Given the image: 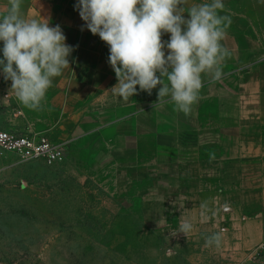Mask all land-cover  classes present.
Instances as JSON below:
<instances>
[{"label": "rangeland", "instance_id": "obj_1", "mask_svg": "<svg viewBox=\"0 0 264 264\" xmlns=\"http://www.w3.org/2000/svg\"><path fill=\"white\" fill-rule=\"evenodd\" d=\"M45 1L49 26L62 28L70 8L76 25L83 23L76 0ZM202 2L185 0L184 10ZM223 3L220 14L232 22L221 43L230 55L215 81L217 98L206 103L211 128L186 136L222 138L212 147L243 159L248 186L214 192L208 187L212 177L193 184L194 168L205 164L206 170L207 162L187 144L167 160L156 147L143 146L140 152L158 159H128L126 146L95 138L53 166L14 165L11 155L0 156V264H243L258 238L257 216L264 215V0ZM202 202L208 219L201 216ZM220 204L234 211V219L215 218ZM241 214L249 217L242 221ZM185 218L193 228L183 235L177 230ZM220 229L221 246L206 247L204 238Z\"/></svg>", "mask_w": 264, "mask_h": 264}, {"label": "clouds", "instance_id": "obj_2", "mask_svg": "<svg viewBox=\"0 0 264 264\" xmlns=\"http://www.w3.org/2000/svg\"><path fill=\"white\" fill-rule=\"evenodd\" d=\"M185 0H76L73 5L91 34L108 46L107 63L116 77L114 95L128 100L138 90L157 101L170 98L185 115L198 101L202 73L213 81L222 77V62L230 55L221 43L231 24L221 15L223 0H204L184 10ZM22 0H9L7 13L0 17V77L10 81L18 101L39 109L53 78L69 68L74 51L65 43L60 25L49 26L45 19H25ZM168 39L162 40V35ZM166 78L167 84L163 81ZM138 86V87H137ZM9 95L3 99H9ZM208 219L207 202L200 205ZM193 228L187 218L177 233ZM223 229L205 239V246L220 247Z\"/></svg>", "mask_w": 264, "mask_h": 264}, {"label": "crops", "instance_id": "obj_3", "mask_svg": "<svg viewBox=\"0 0 264 264\" xmlns=\"http://www.w3.org/2000/svg\"><path fill=\"white\" fill-rule=\"evenodd\" d=\"M8 7L9 0H0V17L7 13ZM49 8L48 3L42 0H22L21 4L25 19H45L50 24ZM70 9L69 17L61 28L66 37L65 43L75 46L68 57L69 68H65L61 76L53 78L52 86L45 93L40 108L35 110L21 104L10 89L11 82L0 77V99L8 95L10 97L0 100V130H9L16 135L40 134L50 141H64L67 143L66 152L95 138L101 144L126 146L129 153L123 154L128 155V159L137 160L158 159L140 152L142 146L144 151L156 147L161 151L160 159L167 160L172 155L170 151L173 152L181 145H193L199 155L205 154L202 161L207 162L206 170L205 164L201 168L200 165L194 168L193 184L198 183L200 186V177H212L208 187L214 192L228 190L234 185L247 187L250 172L249 166L243 165V159L234 161L232 153H217L218 149L212 147L220 143L222 138L186 136L191 130L199 134L202 128H211L205 119L208 115L206 103L217 98L216 82L202 79L199 99L187 115L178 111L170 98L165 97L164 102L157 101L159 85L152 89L151 94L138 90L128 100L119 98L111 91L116 77L107 63L108 46L86 28L82 30L84 22L80 26L76 25ZM167 39L168 34L165 33L162 40ZM163 82L168 83L166 78ZM239 156L243 157L242 154ZM111 159L120 160L123 157L113 156ZM263 171L260 170L261 173ZM225 205H219L216 219H234V211L229 212ZM248 217L241 214L242 221ZM257 217L260 223H257L258 238L253 248L260 241L261 224H264V215Z\"/></svg>", "mask_w": 264, "mask_h": 264}, {"label": "built area", "instance_id": "obj_4", "mask_svg": "<svg viewBox=\"0 0 264 264\" xmlns=\"http://www.w3.org/2000/svg\"><path fill=\"white\" fill-rule=\"evenodd\" d=\"M66 147V142L50 141L40 134L16 135L0 131V156L6 158L11 155L14 165L37 161L48 166L61 164ZM243 264H264V227L259 243L246 254Z\"/></svg>", "mask_w": 264, "mask_h": 264}]
</instances>
